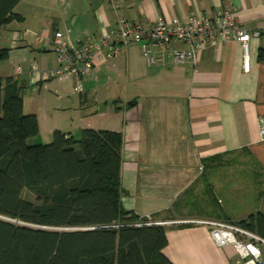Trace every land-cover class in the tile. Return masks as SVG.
I'll list each match as a JSON object with an SVG mask.
<instances>
[{"label": "crops", "instance_id": "crops-1", "mask_svg": "<svg viewBox=\"0 0 264 264\" xmlns=\"http://www.w3.org/2000/svg\"><path fill=\"white\" fill-rule=\"evenodd\" d=\"M20 0L0 27V78L23 83V111L35 114L38 134L29 144L48 143L59 129L82 128L122 136L120 206L140 218L161 222L173 264H235L233 244L218 245L197 221L237 223L264 212V0ZM222 7L259 37L249 41L250 67L242 70L238 41L208 45L195 64H177L170 50L152 46L162 60L149 64L139 43L123 47L110 61L95 62L83 76L32 79L30 67L54 69L52 47L37 34L62 31L71 41L97 37L130 21L186 18ZM175 43L173 47H181ZM20 65L22 72L16 74ZM29 91V93H28ZM232 167L251 170L230 173ZM251 200L254 203H251ZM244 202L241 209L229 204ZM250 201V202H248ZM264 264V243L258 242Z\"/></svg>", "mask_w": 264, "mask_h": 264}, {"label": "trees", "instance_id": "trees-1", "mask_svg": "<svg viewBox=\"0 0 264 264\" xmlns=\"http://www.w3.org/2000/svg\"><path fill=\"white\" fill-rule=\"evenodd\" d=\"M19 1L0 0V27ZM24 86L0 78V264H173L164 227L120 206L121 134L55 129L29 144L38 121L23 111ZM234 224L264 239V212Z\"/></svg>", "mask_w": 264, "mask_h": 264}, {"label": "built area", "instance_id": "built-area-1", "mask_svg": "<svg viewBox=\"0 0 264 264\" xmlns=\"http://www.w3.org/2000/svg\"><path fill=\"white\" fill-rule=\"evenodd\" d=\"M119 6L118 0H113ZM256 30L244 27L232 7L191 13L186 18L172 17L158 19L154 22L130 21L120 16L116 25L97 37H85L79 41H71L62 31L55 30L50 35L37 34L35 41L52 47L56 59L54 69H40L33 64L29 69L31 78L37 74L42 79L73 75L83 76L95 67V62L110 61L120 54L123 47L131 43H139L149 64L162 60L151 53V47L157 46L170 50V57L177 64H195L198 54L208 45L224 43L229 40L238 41L242 48V70L250 67L249 41L259 37ZM179 43L181 47H173ZM22 68L16 67V74ZM261 139L264 140V115L258 119ZM210 228V234L218 245L233 244L239 260L235 264H260L262 253L258 242L264 239L231 222L219 220L197 221ZM155 224H162L155 222Z\"/></svg>", "mask_w": 264, "mask_h": 264}, {"label": "rangeland", "instance_id": "rangeland-1", "mask_svg": "<svg viewBox=\"0 0 264 264\" xmlns=\"http://www.w3.org/2000/svg\"><path fill=\"white\" fill-rule=\"evenodd\" d=\"M29 93V91H28ZM251 169L250 168H245V167H232L229 169L230 173L234 172L235 174L237 175H247V173L250 171ZM23 196L24 198H27V199H32L33 197L31 195H29L26 191H24L23 193ZM250 202V201H248ZM251 203H254L253 200H251ZM246 204L244 202H238L237 203H234V204H229L230 207L232 208H238V209H241L243 207V205Z\"/></svg>", "mask_w": 264, "mask_h": 264}]
</instances>
